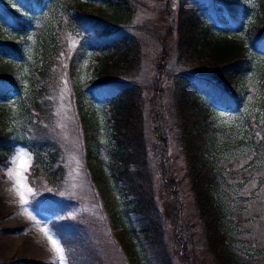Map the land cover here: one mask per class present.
Masks as SVG:
<instances>
[{
	"label": "rangeland",
	"instance_id": "rangeland-1",
	"mask_svg": "<svg viewBox=\"0 0 264 264\" xmlns=\"http://www.w3.org/2000/svg\"><path fill=\"white\" fill-rule=\"evenodd\" d=\"M200 1L208 4L211 0ZM66 2L47 0L38 12H30L32 23L28 32L21 33L24 37L8 33L10 37H20L25 50L21 58L14 60L15 63L6 61L2 62L3 66L0 64V71L6 70L19 87L8 98L0 100V129L8 131L14 125L21 127V120L13 113L21 109L25 90L30 87L32 62L43 63L32 49L42 45L49 32L56 34L55 26L62 17L68 19ZM76 2L72 0V4ZM127 2L130 5V22H121L118 26L110 24L122 30V36L129 38V43L123 47V50L130 51L126 52L127 64L114 65L116 59H110L108 64L113 70L102 71L101 75L104 71L108 72L104 80L100 74L97 75L103 58L100 51L88 44L75 53L74 60L71 59L77 42H82L85 36L88 38L83 30L65 36L66 46L60 45L63 46L60 55L51 63L54 81L47 84V92L50 93L46 94L50 105L43 119L36 120L40 125L39 133L15 138L18 141L36 140L37 147L45 149L44 155L58 151L55 167L60 169L62 180L53 183L42 172H36L33 178L34 156L22 142L0 164V264H264V221L261 214L264 210H258L259 206H263L261 198L247 199L244 197L249 193L225 191L230 203L227 208L230 212H227L220 203L219 195L208 188V203L213 206L210 210L215 214L219 211L220 221L224 219L227 224H214L219 227L216 230L223 240L227 232L225 254H219L218 263L208 246L207 233L192 192L191 176L178 142V128H181L174 100L182 91L176 77L186 74L178 57L192 59V53L201 49L202 28H195V25L188 28L190 36L186 38V46L189 43L193 45L183 48L176 37V24L180 28L177 9L181 0ZM16 4V1L11 2L15 8ZM81 4L88 12L108 15L107 9L101 6L106 1L85 0ZM188 24L191 25L190 22ZM100 77L101 84L106 82V86L100 87L101 90L92 88V83ZM80 83L88 84L83 90L93 100L90 106L88 97H82L83 111L85 114L94 111L100 120L107 113L104 99L109 100L117 87L127 84L138 90L141 143L145 149L140 168L147 170L144 176L147 183L141 188L145 196L152 199L151 205L141 206L134 212L132 196H122L117 189L113 194L109 192L101 160L93 149L87 154L81 137L82 134L84 139L88 136L90 141L94 140L91 124H84L79 118L77 102L73 98L77 92L72 90L71 85ZM259 84V80L250 76L242 82V86L239 85L243 93L239 108L233 112L211 109L209 118L211 116L216 132L239 129L244 119L252 115L253 107L260 98L256 89ZM186 95L188 98V92ZM188 108H183V111H190L191 120H199L196 106L191 103ZM41 114L44 115V111ZM85 114L82 113L83 118L80 116L83 120ZM102 129L106 130L105 127ZM103 141H99L98 145L104 150ZM108 143L112 144V141ZM209 148L207 145V150ZM21 153L25 154L22 158ZM228 153V149L223 152L224 155ZM255 155V150H252L240 167L247 168L253 164ZM230 178L227 176L222 183L227 187L237 186L240 180H235L233 184ZM21 195L27 201L23 205ZM67 195L79 198H66ZM111 198L125 207V220L122 219V212L120 217H114L113 207L109 206ZM60 222L65 238L55 230V224ZM49 236L56 241L59 251L54 250ZM256 252L261 255H255Z\"/></svg>",
	"mask_w": 264,
	"mask_h": 264
},
{
	"label": "trees",
	"instance_id": "trees-1",
	"mask_svg": "<svg viewBox=\"0 0 264 264\" xmlns=\"http://www.w3.org/2000/svg\"><path fill=\"white\" fill-rule=\"evenodd\" d=\"M21 1L23 8L34 11L36 6H40L44 0ZM66 1H68L65 4L68 6L66 9L68 19L64 20L62 17L55 26L56 34H53L52 31L49 32L42 45L32 49L33 54L38 58L41 57L43 63L38 65V62H32L29 75L30 87L25 90L26 96L20 105L21 109L17 113H13L21 120V127L14 125L8 131L0 129V164L9 158L16 143L20 142L17 139H22L23 134L38 135L40 125L36 123V120L41 121L43 119L50 105V100L46 98V94L50 93V91L47 92V84L54 81L51 63L60 55L63 46H66L65 36L78 32L80 29L88 36V38L85 36V44H80V41L77 42L71 59L74 60L75 53L85 49L89 44L103 55L97 75H101L104 69L105 71L113 70L108 64L110 59H116L114 65L127 64L126 52L130 51L123 50V47L127 46L129 38L121 35L122 30L110 25L111 22L117 24L116 26L121 22H130V5L127 0H101L106 1V4L101 6L107 9L108 15L93 14L86 11L81 4L85 0H77L74 4H72V0ZM131 1L135 3L136 0ZM13 10L9 8L0 10L1 65L2 62H14L15 58L23 56V43L13 41L14 38L10 37L9 34L21 35L16 31L24 32L29 21L23 14ZM177 10L180 28L178 29L176 24V37L180 46L189 48L193 45V43H189V46H186V38L190 36L189 27L195 25V28L196 26L202 28L200 31L201 49L191 51L194 54L192 59L187 60L184 57H178L181 66L186 70V74L176 77L182 94L176 96L174 102L175 112L178 114L176 115L177 121L181 128L180 130L178 128V142L191 176L196 208H198L201 222L207 233L209 249L219 263V254H225L224 241L227 238V232L224 233L223 240L216 230L219 227L216 228L214 224H218V226H222V223L224 226L227 224L224 219L220 221L219 211L215 214L210 210L213 206L208 203V188H211V191L213 189V192L219 195L224 211L228 212L229 210L230 212V209H227L230 203L225 191L232 190L235 193L238 191H242V194L249 193L250 195L244 197L247 199L261 198L263 206H259L258 210H264V0H211L208 4L203 1L199 2V0H181ZM1 11L3 12L1 13ZM6 22L14 28L13 31L7 27ZM189 22L191 25L188 24ZM61 44L63 46H60ZM43 57L45 58L43 59ZM105 71L104 75H101L104 80L108 74ZM6 72V70L0 71V100L8 98L12 92L19 88L12 76ZM250 76L260 81L256 87L260 98L253 107L252 115L244 119L239 129L231 128L227 133L216 132L212 126L211 116L209 118L211 109L215 111L224 109L228 112L238 109L241 102V92L243 93L239 85L242 86V82L246 78L249 79ZM101 77L92 83V88L101 90L106 86V82L101 84ZM86 85L88 84L71 85L72 90L77 92L73 95L77 102V114L84 124H91L94 135V140L90 141L88 136L85 140L81 134L85 142L86 152L89 154L93 149L97 158L101 160V170L110 188L109 192L113 194L117 189L122 196L124 194L132 196L133 211L137 212L139 207L151 205L152 201L151 198H147L148 195L145 196L146 193L141 188L147 183L144 177L147 170L143 171L140 168L145 149L141 143V113L137 109L139 92L127 84L117 87L116 93L114 92L109 100L104 99L107 102V113L100 120L94 111L87 114L83 111V96L86 95L90 106L93 105L91 97L84 93L83 89ZM186 92H188V98ZM191 103L199 111V120L192 121L189 116L190 111H183V108L189 109ZM42 111H44V115L41 114ZM82 113L85 114L84 120ZM103 127L106 130H103ZM156 131L158 132V128ZM77 135L79 136V134ZM102 139H104L102 142L105 146L104 150L101 145H98ZM109 140L112 141V144L108 143ZM21 142L26 143L34 154L33 178L36 172L40 174L42 172L53 183L62 180L63 175H61L60 169L55 167L58 151L44 155L45 149L37 147L36 140ZM207 145L210 147L209 150H207ZM260 148L263 152L260 151ZM225 149L229 150L228 155L223 154ZM95 150L97 152L101 150V152L97 154ZM252 150H255L256 153L254 163L247 168L240 167V164L244 163L250 156ZM246 171L250 173L246 174ZM227 176L231 177L229 180L233 184L240 180L237 182V186L230 185L231 187H227L224 185L222 182ZM52 197L50 196V198ZM67 197L79 198L70 195ZM66 201L70 200L66 199ZM109 206L113 207L115 218L120 217L121 212L123 215L126 210L123 205L112 201V198ZM261 214L264 221V214ZM123 218L125 220L126 216L123 215ZM61 226V222L56 223L55 230L65 238L60 229ZM255 255L259 256L261 253L256 252Z\"/></svg>",
	"mask_w": 264,
	"mask_h": 264
},
{
	"label": "snow or ice",
	"instance_id": "snow-or-ice-1",
	"mask_svg": "<svg viewBox=\"0 0 264 264\" xmlns=\"http://www.w3.org/2000/svg\"><path fill=\"white\" fill-rule=\"evenodd\" d=\"M24 155H25L24 153H21V154H20L21 158H22ZM9 175L11 176V173H9ZM29 191H30V189H29ZM25 203H27V201H25L23 195H21V204L23 205V204H25ZM32 211H33V212L35 211V208H34V207L32 208ZM46 234H47V233H46ZM48 238H49V240L51 241L54 250L59 251L60 249H59V247L57 246L56 241L53 240L51 236H49Z\"/></svg>",
	"mask_w": 264,
	"mask_h": 264
}]
</instances>
